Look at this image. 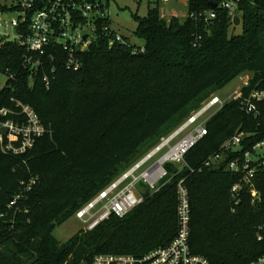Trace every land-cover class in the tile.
Segmentation results:
<instances>
[{
  "label": "trees",
  "instance_id": "1",
  "mask_svg": "<svg viewBox=\"0 0 264 264\" xmlns=\"http://www.w3.org/2000/svg\"><path fill=\"white\" fill-rule=\"evenodd\" d=\"M187 1L191 13L221 0ZM159 4L152 0L144 16L133 14V34L143 46L123 34L109 46L115 33L111 19L97 18L91 43L75 52L81 62L77 70L66 67L67 52L51 43L44 71L30 77L23 64L26 49L14 42L0 47V73L7 77L0 109H12V99L19 100L34 109L46 129L25 153L0 152V264H91L101 253L141 257L175 236L180 180L190 195L193 253L209 264H247L264 255V167L251 179L259 196L255 202L243 174L226 167L264 138V97L256 113H246L239 99L226 101L206 121V134L183 163L164 164L166 175L156 190L141 184V203L122 217L111 215L63 242L53 235L231 80L248 73L242 95L264 92V0L240 3L239 34L225 10L205 27L188 15L184 21L166 19ZM6 118L14 117L0 119ZM237 131L247 135L242 149L220 152ZM217 152L221 159L206 165ZM32 177L36 180L26 200L9 206L21 182ZM234 184L241 185L235 196Z\"/></svg>",
  "mask_w": 264,
  "mask_h": 264
},
{
  "label": "built area",
  "instance_id": "2",
  "mask_svg": "<svg viewBox=\"0 0 264 264\" xmlns=\"http://www.w3.org/2000/svg\"><path fill=\"white\" fill-rule=\"evenodd\" d=\"M153 1L167 3L171 0ZM242 1L221 0L216 2L214 9L209 7L208 10L188 13V16L208 27L220 10L227 11L232 20L234 16H239L237 11ZM97 18H109V9L104 1L0 0V47L9 42L24 47L27 53L23 56V64L28 69L30 77L37 74L40 69L44 71L43 57L46 56V48L51 43L60 45L67 52L66 67L77 70L81 62L75 52L84 51L91 43L95 31L94 22ZM104 30L109 31V28L105 27ZM121 39L122 35L115 31L114 39L109 41V46L114 40L121 41ZM48 57L52 62L53 57L50 54ZM49 71L53 73L54 67L50 66ZM42 80L48 85L47 73L43 72ZM244 85H247V82H244ZM263 97L264 92L255 89L243 96L240 88L234 90L228 100L239 99L241 108L246 113H256V103ZM12 100L14 108L0 109V118L14 117L0 119V152L18 155L31 149L46 129L30 105ZM228 100L212 93L201 107L193 111L170 135L163 138L160 143L81 206L74 213V217L84 224L83 229L92 230L111 215L122 217L141 203L143 197L140 185L144 184L153 189L166 175L164 164L183 163L188 150L206 134V121ZM4 128L6 131L2 130ZM245 137L247 135L244 132L237 131L221 144L220 152L240 151ZM165 148L166 150L154 159ZM220 159L221 153L217 152L210 156L205 164L209 165ZM226 167L230 171L243 174V180L248 183L252 202H255L259 196L251 179L260 167H264V138L244 150L241 158L228 162ZM35 180L36 178L32 177L28 182H21L24 193L31 189ZM240 187V184H234L231 194L235 196ZM20 198L21 196L16 194L9 206L21 200ZM176 216L175 236L166 245L159 246L141 257L124 253L97 254L91 264H209L204 256L193 253L190 248V195L183 180L177 185ZM260 239L261 235L258 236V240ZM247 264H264V255Z\"/></svg>",
  "mask_w": 264,
  "mask_h": 264
},
{
  "label": "rangeland",
  "instance_id": "3",
  "mask_svg": "<svg viewBox=\"0 0 264 264\" xmlns=\"http://www.w3.org/2000/svg\"><path fill=\"white\" fill-rule=\"evenodd\" d=\"M187 2H188L187 0H171L170 2L167 3L160 2L159 4L160 14L166 19H170L171 17L174 16V17H178L181 21H184L188 15ZM150 3H152V0H110L108 4V9H109V18L111 19L112 22L111 27L121 35L123 34L127 36L130 39V41L136 44L137 46H143V41L141 39L136 38L133 34L137 26V22L134 20L133 14L144 16L147 13L148 6L150 5ZM234 33L235 34L241 33L240 25L236 26ZM247 75L249 74L248 73L240 74L239 76L231 80L229 83H227L223 88L214 92V94L218 95L222 99L228 100L234 90L236 89L239 90L243 86L242 84L246 80ZM6 79L7 77L4 74L0 73V88H2ZM171 144L172 142H170V145ZM165 150L166 148L160 151L154 157V159L159 157ZM156 189H157V185L151 190H156ZM17 194L21 196L20 198L21 200L23 201L26 200L27 196L26 193H24L23 187L19 189ZM83 228H84V224L78 221L74 216H72L64 223L57 226L53 231V235L58 241L63 242L69 239L73 234H75L76 232H78L80 229Z\"/></svg>",
  "mask_w": 264,
  "mask_h": 264
},
{
  "label": "water",
  "instance_id": "4",
  "mask_svg": "<svg viewBox=\"0 0 264 264\" xmlns=\"http://www.w3.org/2000/svg\"><path fill=\"white\" fill-rule=\"evenodd\" d=\"M216 5H217V3H215V2H210L209 3V6H210V8H212V9H214L215 7H216ZM233 24L235 25V26H239L240 25V17L239 16H234L233 17ZM84 38H86V36H84ZM3 131H6V129L4 128V129H2Z\"/></svg>",
  "mask_w": 264,
  "mask_h": 264
},
{
  "label": "crops",
  "instance_id": "5",
  "mask_svg": "<svg viewBox=\"0 0 264 264\" xmlns=\"http://www.w3.org/2000/svg\"><path fill=\"white\" fill-rule=\"evenodd\" d=\"M248 79H249V75L246 76V80H245L244 82H247ZM243 84H244V83H243ZM243 84H242V85H243Z\"/></svg>",
  "mask_w": 264,
  "mask_h": 264
}]
</instances>
